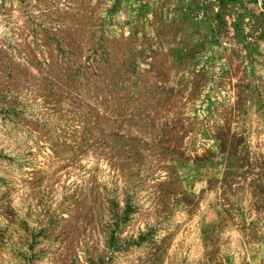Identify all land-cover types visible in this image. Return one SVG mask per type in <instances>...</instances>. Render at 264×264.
Segmentation results:
<instances>
[{
	"label": "rangeland",
	"instance_id": "374dc122",
	"mask_svg": "<svg viewBox=\"0 0 264 264\" xmlns=\"http://www.w3.org/2000/svg\"><path fill=\"white\" fill-rule=\"evenodd\" d=\"M0 264H264V0H0Z\"/></svg>",
	"mask_w": 264,
	"mask_h": 264
}]
</instances>
